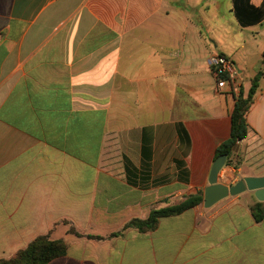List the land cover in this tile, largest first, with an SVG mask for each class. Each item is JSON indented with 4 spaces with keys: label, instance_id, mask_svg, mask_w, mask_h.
<instances>
[{
    "label": "crops",
    "instance_id": "crops-1",
    "mask_svg": "<svg viewBox=\"0 0 264 264\" xmlns=\"http://www.w3.org/2000/svg\"><path fill=\"white\" fill-rule=\"evenodd\" d=\"M260 73L225 186L264 176V0H0V260L48 235L49 264H264L253 192L85 237L204 193Z\"/></svg>",
    "mask_w": 264,
    "mask_h": 264
},
{
    "label": "trees",
    "instance_id": "trees-1",
    "mask_svg": "<svg viewBox=\"0 0 264 264\" xmlns=\"http://www.w3.org/2000/svg\"><path fill=\"white\" fill-rule=\"evenodd\" d=\"M261 77L262 73L253 79L251 88L248 92L241 89L238 96H236L235 108L231 116V137L218 147L215 157V159H217L222 155H226L228 157V166L237 168V165L232 159L233 149L239 142L245 140L248 136L249 126L246 116L258 91ZM203 198L204 193H200L185 199L177 205L153 211L147 219H134L126 224L122 231L114 233L108 237L89 235L85 237L91 240L105 241L123 236L124 233L130 229L137 230L141 233L150 232L157 228L160 219L177 216L187 210L202 205ZM250 209L255 221L257 223H261L264 220V202L257 201L251 205ZM71 231L77 236L82 237V235H80L76 230L71 229ZM67 250L68 247L63 241L51 240L48 235L40 236L30 242L25 249L20 250L13 258L1 259L0 264H49L53 260L65 256L67 254Z\"/></svg>",
    "mask_w": 264,
    "mask_h": 264
},
{
    "label": "water",
    "instance_id": "water-1",
    "mask_svg": "<svg viewBox=\"0 0 264 264\" xmlns=\"http://www.w3.org/2000/svg\"><path fill=\"white\" fill-rule=\"evenodd\" d=\"M227 159L226 155H222L213 162L209 175V186L204 192V207L210 209L228 197L238 196L245 192H253L258 202H264V176L245 177L231 187L219 183V174L226 166Z\"/></svg>",
    "mask_w": 264,
    "mask_h": 264
},
{
    "label": "built area",
    "instance_id": "built-area-1",
    "mask_svg": "<svg viewBox=\"0 0 264 264\" xmlns=\"http://www.w3.org/2000/svg\"><path fill=\"white\" fill-rule=\"evenodd\" d=\"M209 64L217 78V89L219 91L223 89L225 82L232 85L237 84V74L230 59L216 55L209 60Z\"/></svg>",
    "mask_w": 264,
    "mask_h": 264
},
{
    "label": "rangeland",
    "instance_id": "rangeland-1",
    "mask_svg": "<svg viewBox=\"0 0 264 264\" xmlns=\"http://www.w3.org/2000/svg\"><path fill=\"white\" fill-rule=\"evenodd\" d=\"M251 172L253 173L252 170H251ZM251 172H250V170H249L248 167H246V166L243 167V175L249 174V173H251Z\"/></svg>",
    "mask_w": 264,
    "mask_h": 264
}]
</instances>
